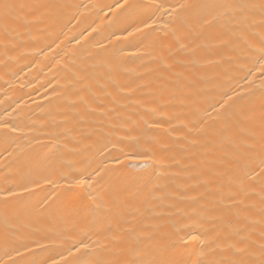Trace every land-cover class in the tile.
Listing matches in <instances>:
<instances>
[{
    "label": "bare ground",
    "instance_id": "bare-ground-1",
    "mask_svg": "<svg viewBox=\"0 0 264 264\" xmlns=\"http://www.w3.org/2000/svg\"><path fill=\"white\" fill-rule=\"evenodd\" d=\"M183 2L0 0V194L19 193L0 203V262L264 259V0H188L229 6L207 24L169 14ZM45 156L93 196L33 184Z\"/></svg>",
    "mask_w": 264,
    "mask_h": 264
},
{
    "label": "snow or ice",
    "instance_id": "snow-or-ice-1",
    "mask_svg": "<svg viewBox=\"0 0 264 264\" xmlns=\"http://www.w3.org/2000/svg\"><path fill=\"white\" fill-rule=\"evenodd\" d=\"M3 7L7 9L9 7L8 4H4ZM116 7L123 9L124 11L129 10H135L138 7H148L147 5L140 6L133 3H129V0H122V3H119L116 5ZM164 5L159 4L155 5L156 11H160L161 8H163ZM229 6L223 5V4H213V5H204L200 3H190L188 0H185V2L180 3L178 6H174L172 12L169 14H175L178 17L180 16V11L183 10V13L185 16L191 15V14H199L200 19L204 24L216 21L219 16L221 15L220 9L227 8ZM242 7V6H240ZM261 7H264L262 5ZM155 20H148L145 21L143 24L144 28H148L150 24H154ZM134 32H140L142 31L141 27H136L133 29ZM129 35H132V33H129ZM261 60H264V49H262V54L260 57ZM264 67V65H262ZM229 99H232V97H229ZM221 107H224V105H221ZM142 159L145 161V167H148V161L153 160V156L149 155L147 152H144L141 154ZM66 165H64L63 161L58 160L54 158V156H45L44 158L38 160L35 164V170L37 174V178L32 181L33 184L36 186H39L41 183L43 184H50V185H59L61 182H63V191L65 194L69 196H79V193L76 191L77 189H83L84 192H86L89 196H93V192L90 191V189H93L94 185L92 182V176L89 175L86 178L84 177L83 173H78L74 175H70L66 173L65 171ZM260 175L264 176V161H262L261 165V172ZM95 175H100V170H98ZM22 191H30L29 187L27 185L23 186L21 189ZM19 193L17 191H13L11 189L6 190L3 194H0V203L7 204L9 202L10 197H16ZM93 201L95 204V207L92 208L93 212L99 211L101 209H104L106 207V201L102 196H100L98 193L96 196L93 197ZM183 240L184 238L181 237ZM199 239L198 236H189L188 240H197ZM9 243V238L5 236V244ZM39 247V245H37ZM91 246L84 242L83 239L75 241L72 245V248H70L69 255L72 254L73 249L76 252H81V249H89ZM232 247H235V245H232ZM30 250V249H29ZM15 253L17 256L22 255V253L16 249ZM8 255V253H5ZM262 254H264V248H262ZM95 254L90 251H84L80 257H78L74 261H68L66 264H104V261L100 259H92ZM0 264H18L17 261H15L11 255H9L8 261H2ZM31 264H44V262L41 261H31ZM52 264H58L57 261L53 260ZM193 264H204L203 261H194ZM220 264H229L227 261H221ZM230 264H241L239 261H231ZM259 264H264V259H261L259 261Z\"/></svg>",
    "mask_w": 264,
    "mask_h": 264
}]
</instances>
